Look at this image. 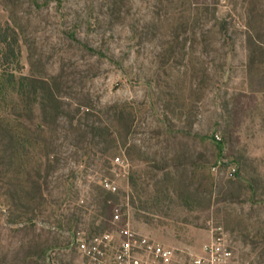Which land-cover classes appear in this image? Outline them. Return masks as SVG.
Here are the masks:
<instances>
[{
    "label": "rangeland",
    "instance_id": "374dc122",
    "mask_svg": "<svg viewBox=\"0 0 264 264\" xmlns=\"http://www.w3.org/2000/svg\"><path fill=\"white\" fill-rule=\"evenodd\" d=\"M61 1L0 0V24L12 15L21 32L25 74L33 54L37 74L60 75L75 117L43 133L52 156L27 161L19 180L1 160L0 264H41L37 245L64 242L49 230L60 201L90 213L107 184L119 196L111 217L135 230L189 252L223 235L238 264H264V45L249 44L264 42V0ZM79 104L112 125L115 147L80 136L92 120ZM37 179L43 196L16 193Z\"/></svg>",
    "mask_w": 264,
    "mask_h": 264
},
{
    "label": "trees",
    "instance_id": "16d2710c",
    "mask_svg": "<svg viewBox=\"0 0 264 264\" xmlns=\"http://www.w3.org/2000/svg\"><path fill=\"white\" fill-rule=\"evenodd\" d=\"M31 1L40 5L39 0ZM52 2H56L59 6L62 5L61 0H43L40 8H47ZM8 3L15 5L13 1H8ZM21 36L12 15L3 24H0V162L3 159L8 161L9 170L12 172L14 180H19L18 177L25 172L24 167L27 161H37L52 156V153L46 151V148L41 144L45 131L57 132V124L62 119L68 120L73 127L75 120L70 110L65 107L64 82L60 75L42 76L37 74L34 70L33 54L28 55L30 71L25 74V67L21 63ZM257 42L264 45L261 37L249 40V44L255 50L261 49L257 46ZM81 108L86 110L84 114L89 120L91 118L89 105L79 104L76 114L80 113ZM123 116L122 109L114 108L113 117L116 124L122 122ZM129 116H132L131 113ZM110 126L112 125L93 119L91 125L80 124L75 130L82 137L89 136L91 145L98 146L103 140L109 146L115 147V131ZM106 150L103 149L100 152L105 154ZM37 166L38 168L34 167V173L40 179L39 165ZM39 179L32 183L31 193H28L22 184L16 186V193H21L24 197H29L32 194L43 196V187L38 181ZM94 191L91 204L86 207L91 210L90 213L86 211L85 205L70 202L67 195L60 201L59 228L74 230L83 226L84 229L89 230V234H93L104 232L110 227V221L113 218L111 217L112 209L114 204L119 202V196L102 186H96ZM63 206L65 207L63 208ZM86 216L89 217L88 221L83 220ZM62 244H47L42 248L37 245L35 254L41 264H47L46 253L50 248Z\"/></svg>",
    "mask_w": 264,
    "mask_h": 264
},
{
    "label": "built area",
    "instance_id": "2783aa9c",
    "mask_svg": "<svg viewBox=\"0 0 264 264\" xmlns=\"http://www.w3.org/2000/svg\"><path fill=\"white\" fill-rule=\"evenodd\" d=\"M108 190L115 191L111 185ZM49 230L64 240V244L50 248L47 264L57 262L60 255L74 257L64 264H238L228 239L213 236L198 252L157 241L135 230L131 222L116 214L104 232L89 234V230H68L58 226Z\"/></svg>",
    "mask_w": 264,
    "mask_h": 264
}]
</instances>
